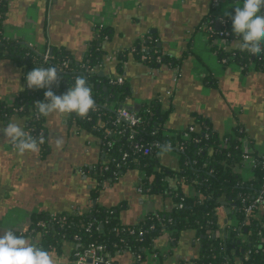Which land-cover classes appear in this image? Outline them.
I'll use <instances>...</instances> for the list:
<instances>
[{"label": "crops", "instance_id": "crops-1", "mask_svg": "<svg viewBox=\"0 0 264 264\" xmlns=\"http://www.w3.org/2000/svg\"><path fill=\"white\" fill-rule=\"evenodd\" d=\"M232 6L231 0H221L218 6L213 5V0H8L3 33L11 40L32 43L39 51L65 48L74 61L80 62L95 41L99 26L109 27L111 37L96 44L107 54L96 73L125 77L132 92L126 105L142 107L159 100L162 109L169 111L164 125L167 133L183 131L197 118L207 120L221 136L232 133L240 124L246 132L244 146L254 153H263L264 71L254 65L245 71L235 62L222 63L204 30L206 18L221 26L219 18L232 14ZM161 35L170 40L176 58H183L180 67H173L168 61L166 67L157 60V67H153L129 52L146 38L159 43ZM214 44L222 48L220 41ZM231 44L233 48L239 42L232 40ZM118 51L128 53L122 73L117 70V61L107 60ZM209 76L214 78V84L205 81ZM23 77L21 68L11 58L0 59L2 101H14L26 86ZM9 122L26 130V118L20 115L0 119V189L11 188L8 193L3 190L7 205L0 210V235L8 230H28L33 216L43 212L85 214L94 202L98 204L103 199L107 206L116 209L120 223L125 225L138 223L150 212L171 210L173 203L166 193H139L141 172L122 173L119 182L104 179L101 163L105 152L97 136L74 124L71 117L59 113L47 116V148L43 154L40 150L36 154H19L2 131ZM57 139L63 141L60 148L56 146ZM161 163L177 170L179 157L165 151ZM243 177L248 180L249 171L243 170ZM97 187L102 189L95 197ZM187 192L190 196L195 194L192 187ZM217 222L224 226L217 231V237L225 238L226 229L237 220L235 214L223 211ZM155 245L158 257L137 261L131 252L124 251L115 256L114 262L197 264L200 256V242L191 230L177 240L165 232ZM75 247L74 242H62L61 249L50 255L62 264H70L69 255ZM235 264L244 263L237 259Z\"/></svg>", "mask_w": 264, "mask_h": 264}, {"label": "trees", "instance_id": "trees-1", "mask_svg": "<svg viewBox=\"0 0 264 264\" xmlns=\"http://www.w3.org/2000/svg\"><path fill=\"white\" fill-rule=\"evenodd\" d=\"M6 10L7 2L0 1V59L11 58L22 69L25 82L27 73L33 68L55 66L58 69V80L51 86V91L57 96L64 95L69 88L75 86V79L82 77L86 79L91 88L95 106L109 101L116 103L119 107L127 104L131 99L132 92L127 82L123 85H107L108 89L104 91L102 88H97L99 85H104V78L96 72H92L93 69H97V66L107 55L96 44L111 37V28L102 27L97 30L95 41L80 62L74 61L73 55L62 47H50L49 50L53 49V51L50 52L49 60L44 62L43 57L23 44V41L7 40L3 37ZM261 11H264V8ZM234 15L235 11L233 10L229 16L230 23L227 28L217 27L214 22H211V19H205L204 30L209 35L213 52L220 61L227 59L226 64L235 62L245 71L254 65L257 70L264 71V53L252 55L247 51H240L238 46L232 48L231 42L228 50L214 44L217 35L211 33L210 28L215 33L228 30L230 39L238 40L239 44L242 42L240 40L242 37H237L232 29ZM136 46L137 50L142 48L151 50L154 57H151L146 63L157 67L155 51L159 49L154 38H146L137 42ZM127 58V55H119L116 62L118 72H123L124 61ZM165 58L173 67H180L183 61V58H171L167 55ZM64 61H68L69 66L66 69H61L60 66ZM205 81L208 84L215 83L211 76ZM47 90L49 89H29L26 82V88L19 92L11 106L0 99V118L11 115L12 109L15 107H23L24 109L19 115L26 118L30 135L38 134L41 129L45 133L47 117L38 113L35 103L45 100L44 93ZM138 114L143 118V122L138 128L134 142L160 143L156 153L149 156L134 154V145L129 140L130 133L127 127L114 126L113 121L116 115L107 109L101 107V109L94 110L93 108L84 118L72 113L71 119L76 121L83 130L95 134L102 150L108 155L105 165H109L112 169L104 175V179L113 171L142 172L145 177L140 181V185L148 190L146 194L151 196L166 193L172 200L171 210L150 212L141 222V225L144 223L155 224L156 229L146 237L143 243L133 236L114 232L112 228L115 225L119 228H132L138 224H121L116 209L107 206L103 199L95 206L90 207V211L85 214L77 210V212L58 213L56 220H53V216L46 212L34 215L29 232L37 230L34 234L40 233V237L38 244H33L50 253L52 250L59 251L62 242H74V237L78 235L81 238L79 241L81 248H87L91 244H104L115 255L118 249L128 252L139 251L142 246L153 249L156 247V241L164 232L170 234L173 240H177L182 233L191 230L196 232V237L200 242V256L196 260L197 264H235L239 257H243L244 264H264V242H261L264 237V213L258 211L251 219L247 220L239 199V196L249 195L252 197L264 187V171L261 166L254 170L255 178L253 180L246 181L243 175L236 171V167L241 165L243 139L246 136L243 126L239 124L232 133L221 136L212 130L207 120L197 118L193 125L196 128L195 132L191 133L189 139H185L183 138L184 131L166 132L164 125L169 111L162 109L159 100L144 104ZM105 128H111L114 131L113 135L106 136ZM225 140L226 142H224ZM108 143H112V146L107 149ZM169 144L185 146L184 151L179 155L177 170L168 168L161 163V155L169 147ZM44 147H46V142L40 144V148ZM125 154H127L126 158ZM118 164L122 165L120 169ZM190 187L195 193L192 196L187 192ZM101 189L94 193L95 197L99 195ZM222 196H232L236 203L234 209L237 210L235 213L237 223L228 226L225 238L215 236V233L219 231L215 219L216 198ZM180 204L183 205L182 208L179 207ZM257 216L258 218H256ZM107 219L109 220L108 224L105 223ZM95 220L98 222H94ZM101 221L102 224H99ZM39 223H44V226H39ZM90 223H93V226L87 232L86 227ZM96 225H98V229L95 228ZM261 230L262 234L259 235ZM122 238L125 239V242L121 241ZM238 242L240 243L238 244ZM247 256L248 258H246ZM181 264L187 263L182 262Z\"/></svg>", "mask_w": 264, "mask_h": 264}, {"label": "built area", "instance_id": "built-area-1", "mask_svg": "<svg viewBox=\"0 0 264 264\" xmlns=\"http://www.w3.org/2000/svg\"><path fill=\"white\" fill-rule=\"evenodd\" d=\"M221 0H213V5L214 6H218L220 4ZM232 2V7L234 10V7L236 6H240L243 5V0H231ZM232 10V11H233ZM229 16H224V17H220V23L221 26L223 28H227L228 24L230 23V19ZM104 26H99V28H102ZM209 31L213 34H216V41H220L221 44L220 46L222 47V49L224 50H228L229 49V44L230 42H232V40L234 39H230V32L228 30H222L220 32H214L212 28L209 29ZM2 35L5 39L7 40H11L8 37H6V35H4V33L2 32ZM23 44L27 45L28 47L32 48L37 54H39L40 56L43 57L44 62L48 61L50 58V50L49 48H47L46 50L43 51H39L38 49H36V47L32 44V43H26L23 42ZM124 52V53H123ZM126 51H118L116 53H114L113 55H110L107 60L109 61H118L119 55L122 56H126L128 53H125ZM130 53L134 54L135 56H137L141 61H149V59L151 57H154V55H152V51L146 48H142L141 50H137V47L134 46L131 48V51H129ZM155 58L158 62H161L162 58L164 57V53H161L159 50L155 51ZM222 63L226 64L227 63V59H224L221 61ZM125 63V61H124ZM103 64L100 63L97 66V69L99 67H101V65ZM69 63L68 61H64L62 63V65L60 66L61 69H66L68 68ZM97 69H93L92 72H97ZM177 77H175L174 81H177ZM126 83V79L124 76L122 75H118V76H107L106 79L104 80V85H111V86H115V85H123ZM168 95H171V92H168ZM10 104V103H9ZM126 104L125 105H120L119 107L116 105V103L114 102H102L99 106H95L94 110H98L104 108L107 109L108 111L114 113L116 115L115 120L113 121V125L116 127L119 126H125L128 129V132L130 133L129 136V140L131 142H133L134 145V154L136 155H140V156H149L151 154L156 153L157 149L160 147V143L158 142H149V143H136L134 142L135 139V135L138 134V128L140 127V125L143 122V118L138 114L137 111L135 110H129L128 108H126ZM23 107L20 108H13L12 109V114H19L20 112L23 111ZM70 117L72 114H69ZM9 115H5V117H8ZM196 128L195 126H189L188 129L183 130V138L185 139H189L191 137V133L195 132ZM113 130L111 128H105L104 129V134L106 136H112L113 135ZM44 134V130L41 129V131H39L38 134H35V137H39V135H43ZM226 142V140L224 141ZM112 146V143H108V148H110ZM185 149L184 145H174L172 146L171 144H169V147L165 150V151H172L176 156L179 157L180 153L183 152ZM164 151V152H165ZM127 157V154H125V158ZM124 158V160H125ZM124 162V161H123ZM118 168L120 169L122 165L118 164L117 165ZM261 166V169L264 171V152L263 153H254L250 150H248L247 147L244 146V142H243V154H242V159H241V165H238L236 167V171L240 172L243 175V170H247V172L249 171V174L251 175V177L248 180H253L255 178V172L254 170L258 167ZM110 169H112L109 165H105L103 167V174L106 175V173L110 172ZM123 172H118V171H113L107 178L105 179H109V180H118L119 177L121 176ZM142 173V172H141ZM145 174H141V180L144 179ZM104 177V176H103ZM140 180V181H141ZM246 180V181H248ZM100 187H102L100 185ZM138 191L139 193H147L148 190L144 189V187H142V185H138ZM239 199L241 201V205H242V210L245 213L246 219L249 220L251 219V217L256 213V212H262L264 211V187L262 188V190L257 193L254 196H239ZM180 208L183 207L182 204L179 205ZM53 216V220H56V214H51ZM145 219V218H144ZM142 219L141 221H139L135 227L132 228H126V227H122L119 228L118 226H113V231L114 232H118L119 234H121V232L125 235L128 236H133L135 237L139 242H144L146 237L156 229L155 224H142L141 222L144 220ZM94 222H98L97 220H95ZM105 223L108 224L109 220H105ZM99 224H102V221L99 222ZM39 226H44V223H39ZM93 226V223H90L87 227H86V231L89 232L91 230ZM98 225H96L95 228L98 229L97 227ZM263 228H264V223H263ZM165 233V232H164ZM262 234V230L259 232V235ZM215 236H218V233H215ZM80 236L76 235L74 237V244L76 245L75 251L73 253V264H115L114 262V258L117 254H120L122 252H124L121 249H118L116 251V254L113 255L109 248L104 245V244H91L89 245L87 248H81L80 245ZM155 240V239H153ZM122 242H125V239H121ZM261 242H264V237L261 239ZM134 257L136 258L137 261H142L145 260L146 258H151V257H158V253L157 250L155 248L153 249H149L147 247H140L139 251H132L131 252ZM248 258V256L246 257Z\"/></svg>", "mask_w": 264, "mask_h": 264}, {"label": "clouds", "instance_id": "clouds-1", "mask_svg": "<svg viewBox=\"0 0 264 264\" xmlns=\"http://www.w3.org/2000/svg\"><path fill=\"white\" fill-rule=\"evenodd\" d=\"M262 8H264V0H243L242 7H234L232 29L237 37H242L240 38L242 42L238 45L240 51H247L252 55L264 53ZM25 79L29 89H49L44 93L45 100L35 103L38 113L44 117L52 113L62 115L75 113L84 118L95 107L91 88L85 78L77 77L75 86L69 88L62 96H57L51 91V86L58 80V69L55 66L33 68ZM2 131L21 155L25 152L38 153L39 145L45 142L43 136L33 138L17 123H7ZM62 143V140L57 139V148H60ZM0 264H62V261L54 259L48 251L36 247L29 239L17 236L12 230H8L0 235Z\"/></svg>", "mask_w": 264, "mask_h": 264}, {"label": "water", "instance_id": "water-1", "mask_svg": "<svg viewBox=\"0 0 264 264\" xmlns=\"http://www.w3.org/2000/svg\"><path fill=\"white\" fill-rule=\"evenodd\" d=\"M159 37H160L161 40H160L159 43H157V48L159 49V51L161 53H164V57L162 58V61L161 62L163 63L164 66L167 67L168 66V64H167L168 62H167L165 56L167 55V56H169L171 58L176 57L175 56V52H173L171 50V48H170V40L167 39L168 37H166L165 35H161ZM50 51L52 52L53 49L50 50ZM159 67L160 66H158V68ZM99 76L102 77V78L106 77L103 74V72H101L99 74ZM97 88H102L104 91H107V89H108L106 85H103V86L99 85V86H97ZM126 108H128L129 110H135V111L138 112L141 109V106H140V104L139 105L138 104H134V105H127ZM66 117H70V115H66ZM102 158H103V156H102ZM91 169H93V168L91 167ZM83 179L86 180L87 179V176H85ZM224 197L225 196H223L222 198L221 197H217L216 198V208H215V219L216 220L219 217H221V213H223V211L226 212L227 215H234L237 212L236 209H234V211L231 210L232 207L233 208L236 207V203L234 202L233 197L232 196L227 197V200L226 201H225V198ZM93 205L95 206L96 205V202H94ZM262 212L264 213V211H262ZM217 225H218V228L219 229H224V226H222L221 223L217 222ZM226 236H227V234H225V237ZM239 243L240 242H238V244ZM237 259H239L242 263H244L243 262V257H239Z\"/></svg>", "mask_w": 264, "mask_h": 264}, {"label": "flooded vegetation", "instance_id": "flooded-vegetation-1", "mask_svg": "<svg viewBox=\"0 0 264 264\" xmlns=\"http://www.w3.org/2000/svg\"><path fill=\"white\" fill-rule=\"evenodd\" d=\"M0 1H6V2H8V0H0ZM99 29V28H98ZM97 29V30H98ZM22 70V69H21ZM23 76H24V74H23ZM26 83V82H25ZM25 88H26V86H25ZM24 88V89H25ZM18 96V95H17ZM16 96V97H17ZM15 100V99H14ZM14 102V101H13ZM13 102H11L10 104L8 103V102H6L8 105H12L13 104ZM12 115H19V114H11V115H9L8 117H5L4 116V118H0V119H8L9 117H11ZM74 124H77L76 123V121H74ZM25 132L26 133H28L29 135H30V132L28 131V128H27V121H26V130H25ZM36 135L34 134L32 137L33 138H37V137H35ZM43 137H44V141L45 142H47V133L45 132L44 134H43ZM46 148L47 147H44V148H40V145H39V149H40V154H43V152H45V150H46ZM104 155V156H103ZM103 162L101 163V166L102 165H104L105 166V163H106V161H107V159H108V155L106 154V152L105 153H103ZM43 159V158H42ZM119 180H120V178L118 179V182H119ZM117 181V180H116ZM8 187H5V188H2V189H0L2 192H0V210L2 209V208H4V207H6V201H4L5 200V197L3 196V192L5 191L6 193H8V192H10V189L11 188H9V189H7ZM100 189V187L98 188H96V190H95V193L97 192V190H99ZM4 190V191H3ZM5 193V194H6ZM1 195H2V198H1ZM7 198V197H6ZM95 198V197H94ZM9 204V203H8ZM32 223H33V221H31L30 222V225L29 226H31L32 225ZM29 228L30 227H28V230H26V231H24V232H21V231H19V232H16L15 234L17 235V236H23L25 239H29L30 240V242L31 243H35V244H38V242H39V237H40V233H37V234H34L37 230H34V231H30L29 232ZM38 229V228H37ZM26 232V233H25ZM53 251V250H52ZM73 253L74 252H72V254L71 255H69V257H70V260H69V262H70V264H73Z\"/></svg>", "mask_w": 264, "mask_h": 264}]
</instances>
